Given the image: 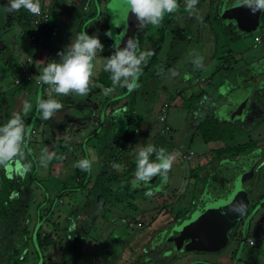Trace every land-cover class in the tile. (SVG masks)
<instances>
[{
	"label": "crops",
	"instance_id": "obj_1",
	"mask_svg": "<svg viewBox=\"0 0 264 264\" xmlns=\"http://www.w3.org/2000/svg\"><path fill=\"white\" fill-rule=\"evenodd\" d=\"M216 1L198 0L195 6L199 16L197 19L196 16H189L185 10V0H177L180 5L178 11L166 13L157 26L148 25L138 29L136 24L123 26L119 23L117 28L111 23L105 25L104 18L111 20L117 17L118 24L122 16L114 0H40V5L49 11L53 20L49 30L40 35L35 50L28 43L31 29L26 31L19 22V18L22 22L25 18L22 15L23 8L11 14L0 10V126L12 116L20 115L26 126L22 145L26 156L24 163L32 165L26 178L15 177L18 183L13 193L15 201L8 215L0 218V264H98L101 261L105 264H127L130 261L123 259L124 254L133 256V260L146 257L152 260L150 264L214 263L217 256L205 255V252L186 254L176 250L162 254V249L171 246L163 243L160 248H156L149 243L157 231L164 230L165 238L169 236L173 223L185 212L194 195V180L201 167L209 161L217 164L221 157L232 156L225 151L230 138L221 136V132L225 131L224 123H246L243 127L245 138L253 134L256 140H264V133L260 132L264 128V86L250 70L261 48L250 46L252 54L244 61L239 51V48H243L240 46L242 40L230 43L218 29L215 19L210 17ZM7 2L0 0V6ZM107 2L109 4L106 5ZM27 14L31 17L33 15ZM162 27L165 39H170L171 32H175L178 37L177 46L183 52L174 55L175 51L166 49L168 42L159 45L158 50L152 48L156 28ZM84 31L90 36H97L104 45V51L98 53L94 61L93 87L87 96L78 97L75 93L67 97L59 96L52 89L38 86L32 81L18 86L13 84L27 55H34L32 66L39 76L45 64L59 62L58 54L64 52L76 35ZM129 37L137 39L141 51L155 52L142 65L136 90L128 93L126 88L117 86L114 91H109L112 87L110 73L104 81L100 77L105 59L114 53L115 44L123 48ZM199 37L205 40L201 46L202 51ZM159 40L161 44L163 39ZM213 43L217 48L214 54L216 58L223 55L217 64H214L212 57ZM256 43L260 41H254ZM232 46L236 51L231 49ZM198 52L203 57V67L198 66ZM243 74H246L245 83L240 82L239 78ZM195 77L209 78L211 82H195ZM192 83L197 86L196 89L192 88ZM241 85H247L250 93L244 94L235 103L243 104L240 114L233 119L218 114L214 104L219 96H229ZM159 94L163 99L161 104L168 103V108L173 104L179 107L177 114L167 115L165 123L171 126L170 131L164 130V125L155 127L145 120L146 115L153 112L151 101ZM38 96L58 100L63 104L62 110L57 111L49 120H43L36 110ZM26 100L32 108L24 115L23 102ZM190 100L195 101L192 106ZM136 113L140 115L141 122L133 142L130 147L121 148L117 140L127 129L125 116ZM188 116L191 118L187 121ZM207 117L216 127L209 139H204L202 128ZM191 123L207 148L188 159H182V151L192 150L191 143L196 133L191 137L184 135L183 138L171 133L180 127L185 130ZM247 123L252 124L250 130H255L246 133L249 126ZM164 132H169L168 137L163 136ZM149 144L155 147V152L149 156L150 162L156 160V153L161 148L166 149L175 159L167 178L157 176L153 186H149L153 196H143V186L140 182L133 184L132 181L136 179L134 173L138 150ZM260 147L263 149V146ZM193 157H197V160H193ZM82 159L90 161V171L74 167ZM189 159L193 162L183 168L182 161ZM73 175L76 177L71 181ZM116 195L125 199L131 209L138 198L144 204L141 208L144 218L139 215L133 217L147 223L142 229H149L144 231L136 228L139 230L132 234V243L126 236V228L115 227V224L108 228L111 230L109 235L102 237L99 234L102 226L94 218L101 209L108 212L118 209L121 218L128 215L124 214L127 209H120L110 200ZM60 196L62 202L58 200ZM263 206L264 200L255 204L250 219H254ZM43 232L46 233L43 236L45 239L40 237ZM249 237L253 239L251 235ZM233 244L232 240L230 248ZM254 244L245 241V246L237 252L238 258L248 254L244 251L245 247ZM262 253L264 249L259 247L253 255L262 256ZM100 255L106 261L99 259ZM107 260L110 262L107 263ZM232 264H237V261Z\"/></svg>",
	"mask_w": 264,
	"mask_h": 264
},
{
	"label": "clouds",
	"instance_id": "obj_2",
	"mask_svg": "<svg viewBox=\"0 0 264 264\" xmlns=\"http://www.w3.org/2000/svg\"><path fill=\"white\" fill-rule=\"evenodd\" d=\"M198 0H185V10L189 16H196ZM125 6L136 21L138 29H144L148 25L157 26L163 20L165 14H172L178 11L180 5L177 0H125ZM236 6L252 9V14L264 12V0H236ZM21 8L33 15L41 12L40 0H8L6 5L0 6V10L11 14ZM111 35V33H107ZM114 53L105 59L104 71L110 73L114 91L117 86L126 88L132 93L139 87V76L142 73V65L146 64L151 51H141L136 38L129 37L123 48L120 44L113 46ZM104 51V45L97 36H90L86 31L76 35L75 40L68 45L67 49L59 53L60 61L47 62L35 77L38 85H47L59 96L67 97L75 93L78 97H85L93 87L94 61L98 53ZM199 67H203V57H200ZM36 110L43 120H49L57 111L62 110L63 104L55 99H44L40 96L36 100ZM32 105L29 101L23 102V113L27 115ZM26 135V126L19 114L12 116L0 126V169L10 178H26L31 170L30 163H24L26 158L22 148ZM155 152V147L149 144L142 147L136 155V179L133 184L140 181L148 182L153 177L160 176L167 178L172 168L175 157L161 148L156 153V160H149V156ZM51 160L52 157H49ZM47 167V166H46ZM74 167L82 171H90L91 164L88 159L79 160ZM115 167V165H114ZM153 193L149 190L146 195ZM245 206L240 203L233 205L229 211L242 214Z\"/></svg>",
	"mask_w": 264,
	"mask_h": 264
},
{
	"label": "water",
	"instance_id": "obj_3",
	"mask_svg": "<svg viewBox=\"0 0 264 264\" xmlns=\"http://www.w3.org/2000/svg\"><path fill=\"white\" fill-rule=\"evenodd\" d=\"M214 15L218 25L219 23L225 25L224 30L230 43L245 41L247 37L252 36L258 30L262 18V12L252 14L251 8L236 6V0H217ZM257 68L256 61L250 68L255 76H258ZM249 93L250 88L241 85L233 94L219 96L214 104L217 113L227 115L226 109L228 112L233 109L230 116L240 114L243 104L235 103H238L244 94ZM231 157H221L217 164L209 161L201 167L194 180V195L190 203L169 230L168 237L173 245L171 248L162 249L164 250L162 254H170L176 250L186 254L218 251L222 247L221 243L211 244L218 240L219 242L226 240L229 232L237 230L245 218L253 215L255 205L251 204L246 182L254 177V169L260 162V150L245 152L236 159ZM154 178L156 180L157 176ZM154 178L152 182L147 183L149 186L154 184ZM140 184L145 186L143 181H140ZM240 203L245 206L242 214L229 211L233 205ZM163 238L164 230H160L151 236L150 242L154 247L160 248L163 245ZM155 239L157 240L154 241Z\"/></svg>",
	"mask_w": 264,
	"mask_h": 264
},
{
	"label": "rangeland",
	"instance_id": "obj_4",
	"mask_svg": "<svg viewBox=\"0 0 264 264\" xmlns=\"http://www.w3.org/2000/svg\"><path fill=\"white\" fill-rule=\"evenodd\" d=\"M114 1H116L114 4H116L118 6V8H120V12H121L122 16L119 18L118 24H117V20H116L117 17H114V19L111 18V20H109L108 18L105 20V18H104L105 25L111 23L115 28H117L118 25H119V23L122 24L123 26H125L126 24H128V26H133L134 24H136L135 18L130 13H128V11L126 9L125 0H114ZM107 4H109V3L107 2L106 5ZM52 20H53V18H52L51 14H50V24H52ZM2 23H5V20H2ZM130 34H131V32H130ZM259 35H262V32L258 29L252 36L247 37L245 39V42L240 41V46L243 47V48H239V51L241 52V55L243 56L244 61H246L250 57V55L252 54V52L249 51L250 50V46L253 47V45H254V47L257 46V47L261 48L262 41L260 43L254 44V41L257 42L256 41V38ZM135 36H136V34H135ZM226 38H227L228 41H230L229 38H228V35H226ZM204 42H205V40H203L202 38L199 37V45H200V47L204 44ZM195 43H197V41ZM246 45H247V47L245 48ZM195 46H197V45H195ZM175 49H177L179 51H175V53L173 52L174 55H178L180 52H183V49L180 48V47H176L175 46ZM216 49L217 48H215V44L213 43V46H212V50H213L212 57H213L214 64H217L218 61H219V57L216 58V56L214 55V54H216ZM231 49L234 50V51H236L233 48V46H232ZM201 51H202V47H201ZM201 51H200V53H201ZM198 56H199L198 58H200V56H201V54H199V52H198ZM7 77H8V75H7ZM245 77H246V74H243L241 77H239L240 80H241L240 82H244L245 83L246 82L244 80ZM196 78H199V80L202 81L203 84H205V81L209 80V79H206L205 77H195L194 78V81L195 82H196ZM161 79L167 80L166 77H164V78L162 77ZM13 84L15 86H18L17 84L14 83V81H13ZM175 84H178V82H176ZM192 85H194V84L192 83ZM197 85L200 86L201 84H197ZM192 88H195L196 89L197 86L195 87V85H194V87H192ZM215 97L217 98V95H215ZM162 101H163V99H162V97H161L160 94L155 99H153L151 101V109H153V112L147 114L146 115V118H145L146 121H150L151 125H153L155 127H159L160 125H164L163 122H161L158 119V114H159L160 107L162 105L161 104ZM189 102H190V104L192 106V103H194L195 101L190 100ZM177 111H179V107H176L173 104L172 106H169V108H167V115L170 116L172 114H177ZM226 112H227L228 117H231V119H233L232 117L238 116V114H239V113H236L235 116L234 115L233 116H230V115H232L233 109L230 112H228V109H226ZM133 115H135V117H137V119L138 118H139V120L141 119V117H140V115L138 113L133 114ZM175 118H176V115H175ZM190 118L188 116L187 121ZM125 119L128 120V116H125ZM169 121H170V119H169ZM245 122H246V120H245ZM248 122H249V120H248ZM247 124H249V126H248V128L246 130V133L255 130V128H252L250 130V128L252 127V124L251 123H247ZM245 125H246V123L245 124H241V123H239V121L237 123H233V124L232 123L231 124H229V123H224L223 124V126L225 128V131L224 132H221V136H226V137L230 138V141L227 144V150L230 149V147H228L229 145L231 146V145H235L237 143H242V142L247 141V139H248V141H252V144L253 143L258 144L259 141H262L261 142L262 143L261 146H263V148H264V144H263L264 141H263V139L262 140H256V138H255V136H253V134H251L247 138L244 137L245 132H244L243 127ZM263 129L264 128H261V131L260 132L264 133V130ZM185 130H182V127L178 128V129L176 128L171 134H174L175 133L176 135H178L179 138H183L184 135H186V136L189 135V137H191L192 135H194V133H196V137L194 138L193 142L191 143L192 150H194L195 153H199V152H201L200 151L201 149L207 148V144H204L203 141L201 139H199V136L197 134V131L194 130L193 123L187 125ZM168 134H169V132H164L163 133V136L168 137L167 136ZM216 135L217 134H214V136H216ZM219 136H220V134H219ZM232 149L233 148L231 147V149L228 151V153H231L232 154V152H233ZM248 151H250V148L245 149V152H248ZM192 159L193 160H197V157H193ZM193 160L189 159L187 161H182L183 162L182 167L185 168L187 165H189V163H192ZM261 162L264 163V155H263V158H262V161ZM261 162L259 164H257V166L255 167L256 176H255V183L254 184H255L256 187L255 188L253 187V189L249 190V196L251 197V200H252V202H251L252 206L255 204V202H258L259 201V203H260V197L264 193V173H261V170H259L261 168ZM173 169H175V168H173ZM195 171L197 172V170H195ZM75 177H76V175H73L70 180L71 181H74ZM50 180L52 182H55L56 181L55 179H50ZM154 180H155V178H154ZM151 182H152V180H151ZM152 186H153V183H152V185L150 184V187H152ZM149 190H150V188H149V185L148 184L145 185L144 187H142L141 192H143V191L145 192V194L143 196H146V193ZM153 194L151 196H153ZM186 197L187 196H185V198ZM60 198H61V196L58 198V200L60 202H62V199H60ZM126 199L129 201V203L131 202V204H134V202L131 201V199H129V198H126ZM110 200H112L113 203H115L116 205H118V207H120V209H122V210L127 209V211L124 214H128V215H123V216H126V217H123L122 216V218H121L119 216L118 209L116 211L115 210H111L109 212L106 209H104V210L101 209L102 211L100 210L99 214L98 215H95V218H94L96 220V222L99 223V226H102L101 227V231L99 232V234L102 235V237H104L106 235H109L110 232H111V230H108V228L110 226H113L115 224V227H120L122 229H125L126 228L125 229L126 236L129 237V241H130V243H132V241H133V238H132L133 235L132 234L136 233V230H139V229H135V228L132 229V228L128 227L126 225V219H127V217L134 218L133 216H135V215H139L140 217H143L144 218V215L141 212V208L143 207L142 205H144L143 202L141 201L142 199L141 198H138L137 199L138 202L135 203V205H134V207H132V209H131V207H129V204L124 201L125 199L123 200L122 198H120L119 195L113 196ZM262 200H264V199H262ZM174 208L177 209V207H174ZM144 209H146V208H144ZM244 220H243V222L240 223V226H239V230L240 231L239 232L236 231L234 233H237L238 232L237 239H238L239 242H241L244 239V235L246 233H248V235H251L253 237V241L255 242V244L254 245H251V246L245 247V249H244L245 253L246 252L247 253L256 252V251H258L259 247H261L262 249H264V206H263V209H261L257 213V215H256V217L254 219H250V218H247L246 219L245 218ZM99 226L97 225V227H99ZM148 229H149V227H144L143 229L141 228V230H144V231H147ZM114 233H115V231H114ZM149 234H150V232H149ZM111 238H114V237L112 236ZM156 240L157 239H155L154 241H156ZM215 242H214V245H219V244H215ZM163 243L165 245H167V246H172L173 245V242L169 239L168 236L166 238H163ZM149 244L152 245V242H150ZM27 257H29V255ZM123 257H124L123 259L130 261L127 264H133L134 262H135V264H137V263H140V264H150V263H152V260L146 259V257H144V258L141 257L140 258L139 255H138L139 258H134V260H133V256H130L129 255V257H128L127 254H124ZM99 259H101L103 261H106V258L103 257L102 255L99 256ZM109 262H110V260H107V263H109ZM98 264H105V263H103L101 261Z\"/></svg>",
	"mask_w": 264,
	"mask_h": 264
},
{
	"label": "flooded vegetation",
	"instance_id": "obj_5",
	"mask_svg": "<svg viewBox=\"0 0 264 264\" xmlns=\"http://www.w3.org/2000/svg\"><path fill=\"white\" fill-rule=\"evenodd\" d=\"M214 16L215 15H214V10H213L211 12V14H210V17H212V18H214L216 20V17H214ZM217 22H216V25L218 26V29L220 30V32L223 35L226 36L227 33L224 30L225 29V25L220 24V23L218 25ZM260 22H261V24L258 27L259 30L262 27H264V12H262V18H261ZM163 28L164 27H162V28H156V31L157 32H156V35L154 34L155 37L153 39V47L152 48L155 49V50H158L159 45L164 44V42H168L169 44H167L166 49L171 48L170 49L171 52L172 51H177V49H175V45H176V47H178L177 46V43H178V37H177V35L175 34V32H171V34H170V37L171 38L169 39V37L167 36L168 39H165V36L163 35ZM161 38L163 40L161 41V44H160V43H158V41H160L159 39H161ZM261 41H262L261 51H260L259 56H258V59H257V66H258L257 71H258L259 81L261 82V84H263L262 86H264V51H263V49H264V33L261 36L260 42ZM154 52L155 51H152L153 54H154ZM261 144L262 143H258V144H256L254 147H252L250 149V151L251 150H254V149H259L260 150V156H261L260 157V162L262 161V158H263V155H264V148L262 149L260 147ZM243 153H245V152H243ZM243 153L238 154L236 157H233L232 156L231 158L236 159L239 155H241ZM259 170H261V173H264V163L261 162V168ZM255 176H256V173H255V169H254V177L251 180H249V181L246 182V186H247V188L249 190L253 189V187L254 188L256 187L255 184H254L255 183ZM263 197H264V193L260 197V202H261L262 199H264ZM258 203H259V201L258 202H255V204H258ZM239 226H240V224L238 225L237 230H234V231H231V232L228 233V238L226 240H224L223 243L221 242L222 243L221 244L222 247L219 248L218 251H215L213 253H204L205 255H214V256H217V259L215 261H213L214 263H211V264H232L233 261H237V264H242V263L243 264H261V263L264 264V260H263L264 259V253H262V256H260V255L255 256V255H253L257 251L256 252H253V253L250 252V253L245 254L244 256H241V257L238 258V253L237 252H238L239 248H241L242 246L244 247L245 246L244 245L245 241H247V239L249 238L248 233H246L244 235V239L241 242L238 241L237 234L240 231L239 230ZM236 231H238V232L237 233H234ZM232 240L234 241V244H233L234 246L232 248H230L231 241ZM215 244H220L219 240L216 241ZM253 244H254V241H253ZM211 245H214V243H212Z\"/></svg>",
	"mask_w": 264,
	"mask_h": 264
},
{
	"label": "trees",
	"instance_id": "obj_6",
	"mask_svg": "<svg viewBox=\"0 0 264 264\" xmlns=\"http://www.w3.org/2000/svg\"><path fill=\"white\" fill-rule=\"evenodd\" d=\"M27 13H29V12L27 10L23 9L22 15H24L25 18L23 17L24 18L23 22L21 21V18H19V22L21 23L22 27L26 31L29 30V28L31 29L29 32V34H30L32 31L31 16H30V14H27ZM110 56H111V54L108 57H110ZM222 58H223V55H221L219 57L220 60ZM218 68L219 67H217V69ZM107 74H108V72L103 71V73L100 75L101 80L103 79V81H104ZM205 121H206V123H205V125H203V128H202V135H203L204 139H209L210 133H212L215 130L216 126L208 119V117ZM127 122H128L127 129L125 130L123 135L117 140V144L121 148L130 147V145L133 142L135 132H136V130H138L141 121L139 120V118L137 119V117H135V115L131 114L128 117ZM254 144L256 145V143L252 144V141H248L246 143H243V144H240L237 146H233L232 147L233 152L231 155L233 157H236L238 154L245 152V149H247V148L251 149L252 147H254L255 146ZM229 150H227V148L225 149V151H229ZM17 185H18V183L16 182L15 178L10 179L4 173V171L2 172V170H0V218L1 219L5 218L8 215V211L10 209V206L15 201L13 193H14ZM38 236H40V235H38ZM44 236H46V233ZM40 237L45 239V237H43V236H40ZM41 243H46V242L42 241Z\"/></svg>",
	"mask_w": 264,
	"mask_h": 264
},
{
	"label": "built area",
	"instance_id": "obj_7",
	"mask_svg": "<svg viewBox=\"0 0 264 264\" xmlns=\"http://www.w3.org/2000/svg\"><path fill=\"white\" fill-rule=\"evenodd\" d=\"M41 6V5H40ZM31 24H32V31L28 36V43L29 46L31 47L32 50H35L39 44V40H40V35L43 32H46L49 30L50 28V13L49 11H47L43 6H41V12L39 15H32L31 17ZM260 31L262 32V34L264 33V27H262L260 29ZM261 36L259 35L256 38V41L259 42L261 40ZM34 55L33 54H29L27 55L24 64L20 67L17 75L14 77V83L19 85L22 84L24 82H33L34 84L38 85L36 83L35 77H37V74L35 72V70L33 69V58ZM209 79V78H206ZM196 82H202L199 80V78H196ZM211 80H207L205 81V84L210 83ZM203 83V82H202ZM44 88H48L49 90H51V88L47 85H38ZM167 108H168V103H163L160 107L159 110V114H158V119L163 122L164 124V130L169 131L171 130V126L166 124V119H167ZM195 154L194 151L192 150H184L181 153V158L182 159H188L189 157L193 156ZM147 223L144 221H141L140 219L137 218H130L127 217L126 219V225L130 228H142L144 225H146ZM45 233H42V236H44ZM247 242L249 244H253V239H251L250 237L247 239Z\"/></svg>",
	"mask_w": 264,
	"mask_h": 264
}]
</instances>
